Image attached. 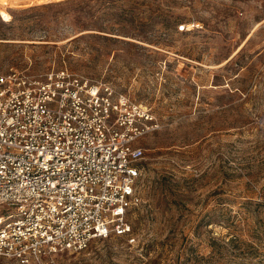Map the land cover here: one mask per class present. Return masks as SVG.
Listing matches in <instances>:
<instances>
[{
  "label": "rangeland",
  "instance_id": "374dc122",
  "mask_svg": "<svg viewBox=\"0 0 264 264\" xmlns=\"http://www.w3.org/2000/svg\"><path fill=\"white\" fill-rule=\"evenodd\" d=\"M9 68L104 81L158 123L137 142L134 242L59 264H264V0H0Z\"/></svg>",
  "mask_w": 264,
  "mask_h": 264
},
{
  "label": "built area",
  "instance_id": "2783aa9c",
  "mask_svg": "<svg viewBox=\"0 0 264 264\" xmlns=\"http://www.w3.org/2000/svg\"><path fill=\"white\" fill-rule=\"evenodd\" d=\"M156 128L149 109L104 81L67 68L0 71V260L59 264L96 239L133 243L137 142Z\"/></svg>",
  "mask_w": 264,
  "mask_h": 264
},
{
  "label": "bare ground",
  "instance_id": "6f19581e",
  "mask_svg": "<svg viewBox=\"0 0 264 264\" xmlns=\"http://www.w3.org/2000/svg\"><path fill=\"white\" fill-rule=\"evenodd\" d=\"M16 0H9V4L14 3ZM24 2V1H23ZM22 3V2H21ZM21 7V6H19Z\"/></svg>",
  "mask_w": 264,
  "mask_h": 264
}]
</instances>
